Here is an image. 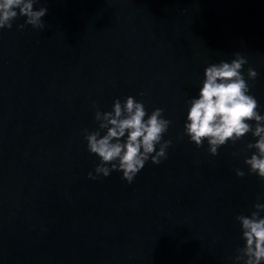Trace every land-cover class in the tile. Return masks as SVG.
I'll use <instances>...</instances> for the list:
<instances>
[{
    "label": "clouds",
    "instance_id": "clouds-1",
    "mask_svg": "<svg viewBox=\"0 0 264 264\" xmlns=\"http://www.w3.org/2000/svg\"><path fill=\"white\" fill-rule=\"evenodd\" d=\"M39 2L0 0V29H11L12 22L18 17L26 18L24 24L18 25L20 29L26 25L43 29L42 17L46 15L47 8L35 9L34 5ZM246 63L247 59L237 52L231 62L222 60L205 68L198 97L188 101L184 134L198 148L207 141L209 153L216 156L221 146L229 141L235 144L251 133L255 142L247 143L245 151H255L250 157H245L244 163L250 174L264 181V115L258 111L260 105L249 94L250 86L242 74ZM247 75L249 80H255L258 73L248 68ZM163 113V109L156 108L149 114L144 104L132 96L123 102L114 100L111 111L101 112L97 108L95 120L98 130L85 129L83 132L89 153L99 158L96 175L90 172L89 177H108L111 172L119 171L122 179L132 183L149 159L157 165L166 159V150L172 141L163 140V136L172 121L165 119ZM101 130H105L103 135ZM236 175L243 177L245 172L236 169ZM254 209L250 215L236 216L245 243L236 249L234 259L243 264L264 262V216L260 215L264 212V204L256 203Z\"/></svg>",
    "mask_w": 264,
    "mask_h": 264
}]
</instances>
